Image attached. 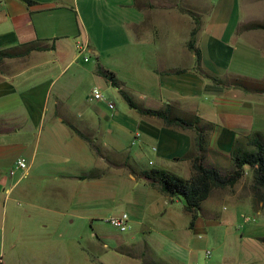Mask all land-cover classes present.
<instances>
[{
    "label": "crops",
    "instance_id": "0c3cea01",
    "mask_svg": "<svg viewBox=\"0 0 264 264\" xmlns=\"http://www.w3.org/2000/svg\"><path fill=\"white\" fill-rule=\"evenodd\" d=\"M195 19L200 69L223 85L197 70L188 47ZM35 42L47 49L0 60V264L8 226L31 222L45 230L41 239L48 243L55 239L50 229H86L124 207L155 218L174 198L151 188L141 172L192 176L195 130L168 127L132 109L99 67L113 72L139 107L213 124L207 165L229 169L237 140L264 134V92L232 83L264 85V0H0V51ZM79 43L87 45L83 56ZM88 55L97 68L85 62ZM95 88L113 89L123 99L120 107L105 95L91 100ZM19 159L29 169L12 175ZM138 165L143 168L131 170ZM94 171L96 178L81 179ZM119 180L131 188L124 185L121 194ZM203 226L198 217L194 229ZM81 238L68 241L79 246ZM18 248L12 239L10 249ZM52 249L59 258L69 253Z\"/></svg>",
    "mask_w": 264,
    "mask_h": 264
},
{
    "label": "rangeland",
    "instance_id": "374dc122",
    "mask_svg": "<svg viewBox=\"0 0 264 264\" xmlns=\"http://www.w3.org/2000/svg\"><path fill=\"white\" fill-rule=\"evenodd\" d=\"M87 58L97 68L94 55ZM83 62L80 59L79 63ZM103 93L108 102L110 98L120 107L123 99L113 89L108 94ZM260 128L264 131V120ZM261 136L264 143V134ZM249 149L254 150L252 147ZM143 165L146 169L152 168L148 162H143ZM138 167L131 166V170L143 168L142 165ZM114 184L121 189V194L124 185L126 191L131 188L130 183L120 180ZM21 206L20 209L29 208L26 204ZM126 208L124 210L130 219L126 232L107 222L125 213L123 211L95 218L86 229L78 227L69 233L63 228L50 229L48 231L55 239L48 243L41 239L45 230L35 228L31 222L28 223L31 227L14 229L8 226L5 264H264V205L259 201L250 169L235 187L213 190L199 213L200 219L205 221L203 227L190 228L191 216L181 198H174L155 218L144 211L134 212L133 208ZM243 215L255 221L244 223ZM80 233L85 238L80 239L79 246L75 241H68ZM12 239L19 243L16 252L10 249ZM104 244L106 247L102 249ZM52 247H63L69 253L64 258L55 257L58 253ZM207 252L211 253L210 257Z\"/></svg>",
    "mask_w": 264,
    "mask_h": 264
},
{
    "label": "trees",
    "instance_id": "16d2710c",
    "mask_svg": "<svg viewBox=\"0 0 264 264\" xmlns=\"http://www.w3.org/2000/svg\"><path fill=\"white\" fill-rule=\"evenodd\" d=\"M194 16V13H190ZM260 27V26H257ZM200 31V20L195 19V27L191 33L189 49L196 55L197 70L207 79L218 85L224 82L217 77L211 76L200 69L201 51L197 48V35ZM47 47L39 42L23 44L17 48L0 51V60L15 59L24 57L33 51H44ZM98 74L119 89L122 98L132 109L138 110L141 114L157 117L168 127H180L184 129H194L196 136L194 139V149L196 152L192 161L193 174L189 179L179 177L163 169H152L143 171L140 177L145 179L147 184L160 191L163 195L171 198H181L185 204L186 212L191 216L190 228L193 229L199 213L203 210L202 206L207 201L214 189H226L235 187L245 176L247 169L252 171L254 187L257 191L259 201L264 205V143L261 135H257L246 140L238 139L231 153L232 162L229 169H221L206 164L208 151V137L213 130V124L205 122L196 116L191 120L175 118L169 109L153 111L139 107L133 97L124 90H121L116 75L102 67L98 68ZM235 87L248 92L263 93L264 87L243 79H233ZM73 129V128H72ZM81 137L84 138L79 132ZM95 155H100L99 148L90 143ZM254 148V150L249 149ZM96 171L81 176V179H93L97 176Z\"/></svg>",
    "mask_w": 264,
    "mask_h": 264
},
{
    "label": "built area",
    "instance_id": "2783aa9c",
    "mask_svg": "<svg viewBox=\"0 0 264 264\" xmlns=\"http://www.w3.org/2000/svg\"><path fill=\"white\" fill-rule=\"evenodd\" d=\"M87 50V45L84 44H80L78 45V53L79 56H83L86 53ZM88 58H85V62H88ZM90 99L93 101H105V97L104 94L102 92L101 89L99 88H95L90 96ZM110 108H114V104H109ZM29 169L28 163L25 159H19L16 163L15 169L11 172L12 175H14L16 173L17 170H22L24 172H27ZM242 217H244V223H250L252 221H255L253 218L249 217V216H245L243 215ZM108 223H110L111 225H113L115 228H117L119 231L121 232H126L128 231L129 227H130V219L129 216L127 214H122L120 216L117 217H113L110 220L107 221ZM207 256L210 257L211 253L207 252Z\"/></svg>",
    "mask_w": 264,
    "mask_h": 264
}]
</instances>
